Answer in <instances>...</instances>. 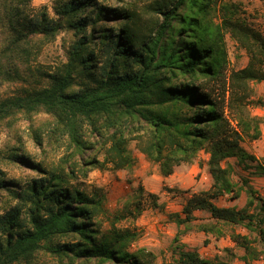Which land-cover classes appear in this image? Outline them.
Segmentation results:
<instances>
[{
  "label": "trees",
  "instance_id": "obj_1",
  "mask_svg": "<svg viewBox=\"0 0 264 264\" xmlns=\"http://www.w3.org/2000/svg\"><path fill=\"white\" fill-rule=\"evenodd\" d=\"M237 10L221 0H151L144 11L156 18L142 25L136 10L99 0H56L55 17L44 7L35 11L30 0H0V31L5 32L0 82L45 77L24 95L0 99V122L19 114L31 119L43 110L50 139L66 142V154L51 169L19 147L4 155L37 176L22 181L0 172V264H34L40 253L57 264H158L152 250L130 249L139 237L136 229L117 225L140 213V200L125 201L111 212L98 188L87 193L72 185L93 169L130 168L131 141L163 176L181 163H193L201 150L208 154L210 188L193 192L180 212L169 213L178 227L171 239L174 256L159 264H225L180 242L197 220L194 210L209 214L195 228L217 239L224 235L222 223L256 232L258 245L232 231L229 237L242 253L236 255L233 247L223 252L243 264L264 258V216L247 211L256 198L247 179L244 207L213 202L224 194L240 195L228 158L264 176V157L256 160L239 143L243 134L253 139L260 134L257 118L242 116L250 82L264 80V35L236 18ZM62 31L72 36L66 60L50 71L36 69V75L29 65L33 40L49 41ZM225 34L248 56L244 67L230 73ZM226 107L239 116L236 126ZM34 141L41 146L42 136L35 133ZM260 207L264 211V201Z\"/></svg>",
  "mask_w": 264,
  "mask_h": 264
},
{
  "label": "rangeland",
  "instance_id": "obj_2",
  "mask_svg": "<svg viewBox=\"0 0 264 264\" xmlns=\"http://www.w3.org/2000/svg\"><path fill=\"white\" fill-rule=\"evenodd\" d=\"M107 5L118 7H128L136 10L140 15V23L145 24L156 18L154 14L145 12V6L151 0H99ZM222 2L234 3L237 5L235 17L261 31L264 35V0H221ZM56 0H30L31 7L38 11L46 8L50 17H55L54 5ZM218 21V18H214ZM5 32L0 31V47L4 42ZM72 36L67 31H62L53 39L45 41L42 38L33 40L32 54L29 65L36 74V69L50 71L66 60L67 50ZM225 44L228 57L227 73L244 67L248 61L246 52L240 48L236 42L225 34ZM37 75V74H36ZM39 79V81H38ZM45 77L24 78L20 81L0 82V99L24 95L28 90H32L44 84ZM251 91L249 97L244 101V120L250 121L257 118L259 136L256 139L243 134L240 145L248 154L262 161L264 157V80L250 82ZM225 115L230 120L231 125L236 126L239 116L229 107L225 108ZM49 116L43 110L32 113L31 119L24 114H19L14 119L0 122V172L6 179L27 180L37 176L31 169L17 166L6 159L4 155L10 147H19L23 153L31 157L34 162H40L49 169L56 167L60 159L66 154L63 139L51 140ZM239 129V128H238ZM42 136V144L38 146L34 141V135ZM250 133H253L250 130ZM50 139V140H49ZM133 159V165L128 169L110 170L93 169L86 177L78 176L73 180L72 185L89 193L93 188H98L105 196V207L113 212L120 210L125 201L140 200V213L135 217L129 216L120 222L118 226H128L139 232L138 239L131 245L130 249L145 247L152 250L156 255V262H171L172 237L177 231L176 224L168 217L169 213L180 212L185 200L199 190L210 188L211 179L207 170L206 160L208 154L201 150L193 163H181L173 168L171 176H163L159 171V165L150 161L131 141L127 145ZM101 159L102 156L99 155ZM227 162L232 164V180L240 186V195L233 198L231 194H224L213 199L217 206H233L241 208L246 205L248 186L255 191L253 204L247 207L249 213L260 212L264 216V211L260 210L261 201H264V176L250 173V169H244L237 162L235 157H230ZM191 164H197L202 170L192 173L188 170ZM166 177V178H165ZM247 179L248 186L243 184ZM140 193H142L140 196ZM149 193L155 196H149ZM156 203V204H153ZM133 208V206H131ZM196 221L189 223L191 229L180 237V242L185 248H196L201 257L212 260H221L225 264H243L236 257H231L223 252L224 247H233V252L238 255L242 250L236 248L230 239L232 231L245 234L254 240L258 245V236L255 231L247 229L244 224H220L224 235L215 243L214 250L211 242L215 239L207 237L195 228L199 221H208L209 214L204 211H195ZM104 223L106 221L104 220ZM183 228V225L180 227ZM210 235V234H209ZM214 237L213 235H211ZM176 256V255H175ZM19 264H25L19 263ZM34 264H57V262L42 253L37 255ZM85 264H97L93 261ZM108 264V263H106ZM256 264H264V258L256 261Z\"/></svg>",
  "mask_w": 264,
  "mask_h": 264
},
{
  "label": "crops",
  "instance_id": "obj_3",
  "mask_svg": "<svg viewBox=\"0 0 264 264\" xmlns=\"http://www.w3.org/2000/svg\"><path fill=\"white\" fill-rule=\"evenodd\" d=\"M188 170L190 171V172H192V173H198V172H200L201 170H202V168H200L197 164H191V166L188 168ZM208 174L209 173H207V176H208ZM169 176H171V175H169ZM166 178V177H165ZM195 211H198V210H195ZM194 215H195V213H193ZM202 234H204L203 232H202ZM204 237H205V239L207 238V237H209V238H212V239H215L214 241H212L211 242V245H212V247H213V249L215 250L216 249V246L214 245L215 243H217V242H219V240L218 239H220V238H222V237H220V238H215V237H212L211 235H206V234H204Z\"/></svg>",
  "mask_w": 264,
  "mask_h": 264
}]
</instances>
